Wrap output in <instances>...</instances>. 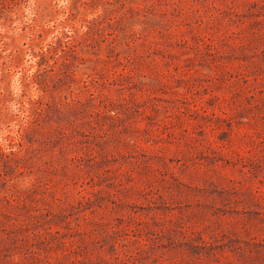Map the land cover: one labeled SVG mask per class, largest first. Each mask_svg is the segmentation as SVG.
<instances>
[{
    "label": "rangeland",
    "instance_id": "rangeland-1",
    "mask_svg": "<svg viewBox=\"0 0 264 264\" xmlns=\"http://www.w3.org/2000/svg\"><path fill=\"white\" fill-rule=\"evenodd\" d=\"M0 264H264V0H0Z\"/></svg>",
    "mask_w": 264,
    "mask_h": 264
}]
</instances>
